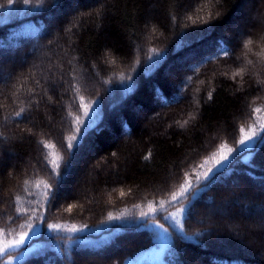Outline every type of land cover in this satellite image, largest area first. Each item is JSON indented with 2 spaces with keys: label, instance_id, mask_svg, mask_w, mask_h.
Segmentation results:
<instances>
[{
  "label": "trees",
  "instance_id": "16d2710c",
  "mask_svg": "<svg viewBox=\"0 0 264 264\" xmlns=\"http://www.w3.org/2000/svg\"><path fill=\"white\" fill-rule=\"evenodd\" d=\"M69 1L42 0L37 6L35 0L31 5L0 0V132L7 138L0 141V229L6 238L29 231L28 224L39 229L26 244L37 246V254L18 264H124L154 245V233L142 227L150 220L141 217L144 204L164 201L166 209L179 204L168 202L179 193L185 173L195 181L221 144L235 149L242 124L251 123L256 103H264V85L257 83L264 81V30L258 37L253 29L243 33L233 50L235 36L222 33L243 0H99L89 8L85 0H76L74 13L55 20V9ZM248 39L253 42L245 49ZM208 44L186 64L172 91L175 81L163 76L165 67ZM153 48L161 54L154 58L160 64L145 75ZM221 48L231 50V58L223 57ZM239 68H244L242 78L233 79ZM80 96L85 103L97 102L98 116L86 128L76 123V117L83 118ZM137 107L157 117L158 126L141 121ZM20 108L26 111L17 122ZM77 127L82 128L79 134ZM112 129L116 141L107 135ZM74 135L81 138L68 149ZM89 135L100 149L99 159L80 169L69 202L56 197ZM45 143L54 147L44 148ZM57 158L58 177L50 164ZM242 178L255 189L245 191L238 181ZM45 183L52 185L50 196ZM229 189L236 198L248 193L250 207L211 211L210 206L233 200H221ZM184 203L182 231L162 223L171 240L157 264H190L188 252L206 264H264L260 235L245 229L257 247L242 236L245 213L264 219V144L255 142L251 154H234L207 188L201 183ZM69 205H75L71 212L66 211ZM110 213L125 217L98 232L69 235L47 228L91 225L93 218L102 222ZM117 229L99 246L82 244ZM129 238L131 244L113 251Z\"/></svg>",
  "mask_w": 264,
  "mask_h": 264
},
{
  "label": "rangeland",
  "instance_id": "374dc122",
  "mask_svg": "<svg viewBox=\"0 0 264 264\" xmlns=\"http://www.w3.org/2000/svg\"><path fill=\"white\" fill-rule=\"evenodd\" d=\"M97 1L99 2V0H85V3H84L85 7L84 8H87V7L89 8L90 6L95 5L97 3ZM78 8H79L78 2L76 0H70L67 5L61 6V7L55 9L53 18L55 20H59V19L61 20L63 17L74 13ZM263 18H264V0H243L241 2L237 12L234 14V16H232V18L228 22L227 27L225 29V32H223L222 34L226 37H230V36L234 37L235 36L234 38L232 37L233 42L231 44L233 46V50H235L236 47L240 44L241 37H242L243 33H245V32L249 33L248 31L253 29L252 32L255 35H257V37L261 35V32L264 30ZM249 34H251V33H249ZM254 34H253V36H254ZM209 47H210V45L208 44L207 46L199 47L196 50L188 51L184 55H181L180 58H177L176 60L172 61L169 65H167V67H165V70L163 72V76L167 79L175 81L173 86H172V89H171L172 91L175 88L176 82L181 78V74L185 71L186 64L197 60L196 59L197 55L200 53H203ZM228 58H231V57H228ZM225 59H227V58H225ZM179 74H180V76H178ZM1 79H3V78H1ZM150 87L152 89L151 85H150ZM150 92H151L150 94L152 96L151 101L153 100L152 102H155V104H157V101L153 99V92L152 91H150ZM132 107H134V106H132ZM255 108H260L261 111L260 112L254 111V117H253V120L251 121V123H249V124L243 123L242 124L241 128H244L245 133H248L249 129H253V128L257 131V133H259V134L262 133L261 126L264 125V103H259V102L256 103ZM135 109H136L135 112H136L137 117L141 121H143L145 124H147V126H149V124H155V126H158V124L160 122L159 119L157 117H154V118L149 117L150 115H147L145 108L137 107ZM97 116H98V111L95 108V110L93 112V116L91 118V122H93ZM116 117H117V114H116ZM103 127H107V126L105 125ZM108 130H109V128L107 127L106 131H108ZM111 131L112 132L108 133L107 135L110 138H112L114 141H116L117 140L116 138H118V135L116 136L113 129ZM243 134L244 133H241L239 131L238 142H239V140ZM120 136H123V134ZM86 139H87L86 140L87 142H85L83 147H81L80 153H78L75 156V158L73 159V165H72L70 173L68 174V177L64 180L61 189L59 188V191L57 190V193H56V197L58 196L61 199H67L68 202L71 200V189L74 187L75 179L77 178V175L80 172V169L83 168L84 166H86L87 163L88 164H89V162L92 163L95 160L99 159V157H100V154H99L100 149L97 148V145L95 143V139L93 138V136L89 135ZM255 142L256 141L254 140L251 143L254 145ZM237 146H238V143L235 146V148H237ZM242 150H245V149L243 147H241L240 151H242ZM216 158L217 159L219 158V154L217 155ZM214 162L215 161L213 160L210 167L214 164ZM198 170H201V168H198ZM238 181L241 185H244L243 187H244L245 191H247V192L255 187V184L250 183L247 178L238 179ZM183 183H184V181L181 184H183ZM232 188H235V187H232ZM233 190L234 189H232V190L229 189V190L221 193V195H222L221 200L227 199L230 196L233 199L232 201H229V199H227L226 201H223L218 206H217L218 203H216L215 205H212L209 207L210 210L211 211L216 210L215 212L224 213L225 208L230 207L231 205H233L234 207H238V206L244 205L245 203H247V205L250 207L251 202L250 203L247 202L248 201L247 199L249 198V194L248 193H246L245 195L239 194L238 197L236 198L233 194H231L232 193L231 191H233ZM180 202H182V203H180ZM180 202H179V204L174 205L170 209L163 211L164 213L162 215V219H160L159 221H152L153 217H149L150 218L149 222L146 224V226H142V227L147 228L149 231H152L154 233V235H155L154 245L150 246L149 249L144 250L141 253H138L135 258H133L131 260H127L124 264H157L160 262V259L164 253V250L170 244L171 233L165 227L164 228L167 229V232H164L163 230L155 227V222H159L160 224L167 223L173 230H176V232L180 231L179 226L175 225L174 221H172L171 219H167V220L164 219V217L168 216L170 213H174L178 209L183 208L184 211L178 217V219L181 221V224H182V219H183V215H184L187 203H184V199H182ZM155 203H156V201L147 202L144 204L145 206L142 209H144L146 212H148L149 211L148 206L150 204L153 205L154 207L159 208V205H156ZM165 207H167V206H165ZM157 213H160V211H158ZM245 214L247 215V217L242 223V228L244 229L242 232V236L245 238V240H248L250 242L252 247H254V246H256L255 240H254V238L247 236L245 229L251 230L252 232H256L257 234L260 235V239H261L262 244L264 246V230L262 227L264 225V219H261L256 212L251 213V214L247 212ZM108 217H109L108 215L103 217L104 220L102 222H99V220L97 221V219H96V221H94V218H93V220L91 221V225H89V224H73V223L56 224V225L61 226V230H59V231H62V230L67 231L66 229H70L73 225H75L77 228L82 229L81 231H78V233H80V234L86 233V232H89L92 230L95 232H98L97 229L101 230L102 228L106 227L109 222L118 221V220H110L109 221ZM123 217H125V214L123 215ZM226 217H227V215H226ZM97 223H98V226L95 225ZM104 225H106V226H104ZM31 231H32V234L30 233L29 237L26 240V243L20 249L15 250L12 257H4V264H8L9 261H11V264H18V263L24 261L25 259L31 257L32 255L37 254V251H38L37 246H26V244L29 243L30 237L36 236V234L39 233V229H37V228L35 229V227ZM118 231H119L118 229L113 231L111 234H109L108 237H106V238L104 237L103 239H102V237L101 238H94V237L87 238L85 240H82V244L88 245V246L89 245L90 246H99L102 243H104L105 241H107L114 233H116ZM27 232H29V231H27ZM55 232H57V231H55ZM67 232H68L67 234H69V235L77 233V232L73 233L70 231H67ZM22 234H18L13 238H6L2 234H0V244L11 243V242L19 239ZM103 236H105V235H103ZM133 241L134 240L132 238H129L125 241L126 243H119L115 247V250H113V251L120 252V249L127 247V245L131 244L130 242H133ZM260 249H262L263 253H264V247L261 246ZM188 255L187 256H188L190 264H206L204 261L198 262L197 257L195 255H191L190 252H188ZM191 256H193V257L191 258ZM79 258H81V257L79 256Z\"/></svg>",
  "mask_w": 264,
  "mask_h": 264
},
{
  "label": "snow or ice",
  "instance_id": "6c2138e0",
  "mask_svg": "<svg viewBox=\"0 0 264 264\" xmlns=\"http://www.w3.org/2000/svg\"><path fill=\"white\" fill-rule=\"evenodd\" d=\"M209 2H211V0H209ZM8 3L11 5L13 3V0H8ZM23 3L25 5H31L32 0H23ZM35 3L37 6H39L42 3V0H35ZM209 16L211 17V13H209ZM189 19H191V17H189ZM205 23H207V21H205ZM252 42L253 41L251 39H248L243 44V47L245 49H248V46ZM149 51H150L151 55H149L147 57V59L151 63H148L145 66V68H144V74L145 75L153 72L155 70V68L160 64L159 60L154 59V58L161 56L160 52L154 48L149 49ZM249 51H251V50L249 49ZM220 54L223 57H229L230 55H232V52L229 49L221 48ZM237 59H239V58H237ZM247 63L249 65H251L253 62L251 60H248ZM197 71H198V69H197ZM243 73H244V68H239L233 74V79H235V77H237V76L242 78ZM73 79L75 81V78H73ZM121 79L123 80L124 78L122 77ZM128 79L131 80V77H128ZM187 79L189 81H191L192 77L189 76ZM257 83L264 85V81H257ZM128 86H131V84H129ZM74 91L78 92L79 89L74 88ZM211 98H212V92H209L208 93V99H211ZM49 99H51V97H49ZM79 101H80V107L83 109V118H81L79 116L76 117V123L78 125L83 126V128H86L88 126V124L91 122V118L93 116V112L96 108L97 102L96 101H89V102L85 103L83 96L79 97ZM38 103L39 102L37 101V105H38ZM25 111H26L25 108H20V110L15 113L14 119H16L17 122H19V118H22V115ZM254 111L260 112L261 109L255 108ZM3 119H4V121H7L8 116H4ZM185 123H187V121H185ZM261 130H262V132H264V125L261 126ZM81 131H82L81 127L76 128L77 134H79ZM29 132H31V130H29ZM240 132L244 133V134L240 138L237 148L234 149V148L228 147L227 144H221L219 146V148L217 149V152L213 153V155L211 157V159H213L215 161L214 164L211 167L207 168L206 171H203L200 174L196 175L194 182L192 179H189L188 174L185 173V180H184V183L181 184V186H180L179 193L178 194L173 193L171 200L168 203H170V204L179 203L182 199L186 198L187 195L190 192H192L195 187H199L201 185V183L204 184V188H207L208 184L212 183L215 180L216 176L224 168V166L226 164H229L234 159V154L239 153L241 147H243L245 150H247L249 152V154H251V151L254 148V145L251 143L252 141L255 140L257 143L264 144V135L257 133V131L254 128L249 129L248 133H245L244 128H240ZM80 138L81 137L79 135H74V136L70 137L67 148L71 149L73 147L72 141H76ZM5 139H7V138L4 136V134L2 132H0V141L5 140ZM43 147L49 148V147H54V145H49V144L45 143L43 145ZM218 154H219V158L217 159L216 157ZM112 155L115 156L116 153H112ZM45 159H47V157H45ZM58 159L59 158H57V160L50 161L51 172H52L53 176H56V177L59 176L58 169L60 168V163L58 162ZM200 167H203V165H201ZM25 183H27V181H25ZM44 187L49 190L48 192L45 193V195L50 196V194H51L50 190L52 188V185L45 183ZM120 195L123 197L126 195V193L123 190H121ZM164 203H165L164 201H160L159 202V208L154 207L153 205L150 204L148 206L149 211L148 212H142L141 217L145 221H147L149 217L156 216L158 211H160V212L166 211L167 209L164 207ZM74 207H75V205H69L68 208L66 209V211L71 212ZM183 211H184L183 208L178 209L176 212L170 213L168 216H165L164 219H166V220L171 219L172 221H174L175 225L179 226L180 230L182 231L183 225L181 224V221L178 219V217L182 214ZM20 215H21L20 210H17V216L19 217ZM108 218L110 220H120L124 217H123V214H121L120 216H113L110 213ZM29 219H31V218H29ZM37 219H42V218L37 217ZM21 227H23V225ZM28 227H29V232L23 233L19 239L15 240L11 243L0 244V264H4V257H12L14 251L20 249L26 243V240L29 237L31 230L34 228V225L28 224ZM47 227L49 230H52V231L61 230V226L56 225V224H49ZM155 227L163 230L164 232H167V229L164 228V225L160 224L159 222H155ZM66 230L74 233V232L81 231L82 229H79L75 225H73L70 229H66ZM3 231H4L3 229H0V234H2ZM69 239H70V237H69ZM8 264H11V261H9Z\"/></svg>",
  "mask_w": 264,
  "mask_h": 264
}]
</instances>
